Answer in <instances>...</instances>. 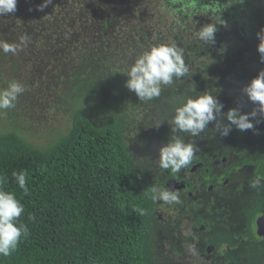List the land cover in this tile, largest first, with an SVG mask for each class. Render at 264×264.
I'll list each match as a JSON object with an SVG mask.
<instances>
[{
    "label": "trees",
    "instance_id": "1",
    "mask_svg": "<svg viewBox=\"0 0 264 264\" xmlns=\"http://www.w3.org/2000/svg\"><path fill=\"white\" fill-rule=\"evenodd\" d=\"M66 1L60 0L65 6ZM125 1L137 5V13L125 29L128 38L138 31L145 37L154 32L161 33L159 29H164L162 21L168 16L156 9L159 6L164 7L167 14L171 13L170 20H174L171 29L185 25L182 17L187 8L199 15L200 11L215 13L223 9L221 0ZM114 5L115 9L122 8L118 2ZM90 11L84 10L88 15ZM106 16L104 30H108L115 19L111 12ZM51 29L54 27L48 23L46 30ZM174 31L179 33V30ZM218 33L215 43L221 41ZM188 45L185 40V49ZM190 54L193 59L194 53ZM252 61L254 68L246 77L248 83L263 70L260 55H255ZM201 65L207 69L212 64L204 62ZM247 65L242 63V67ZM92 66L84 68L83 73L79 70L72 75L74 100L71 109L74 112L66 135L47 147H39L23 138L20 132H0V177L7 179L3 190L13 193L23 205L24 213L18 223L28 229V235L21 238L16 251L8 257L0 256V264L167 263L157 248V225L161 219L156 211L161 204L154 203L144 194L154 186L150 163L137 161L130 148L129 105L122 106L120 99L128 93L123 87L127 80L117 74L104 80L97 62ZM97 117L101 122H96ZM259 118L262 130L261 133L256 130L258 134L252 130L241 132L233 127L226 137L213 130L208 139L201 136L211 147V144L220 147V140L225 141V155L237 153L242 156L258 150L264 153V118ZM164 138L166 145L170 138ZM144 140L147 145L149 140L146 137ZM194 143L198 146L196 141ZM137 155L147 156L142 155L140 149ZM262 155L251 156L250 161L245 158L246 164L258 166V174L264 169ZM13 172H26L27 195L14 180ZM259 209L254 212L258 213ZM30 216L34 220L29 219ZM162 228L170 232L167 224ZM241 255L238 252L236 256L237 261L242 262L239 264H257L246 261Z\"/></svg>",
    "mask_w": 264,
    "mask_h": 264
},
{
    "label": "rangeland",
    "instance_id": "2",
    "mask_svg": "<svg viewBox=\"0 0 264 264\" xmlns=\"http://www.w3.org/2000/svg\"><path fill=\"white\" fill-rule=\"evenodd\" d=\"M44 2L17 0V11L13 15L0 16V41L18 43L21 35H27L31 40L15 56L5 55L0 50V91L6 89L11 81L21 83L26 89L18 97L14 108L0 110V132L17 131L36 146L51 145L60 136L66 135L72 125L74 73L81 72L87 66L93 67L92 64L97 62L104 80H109L115 74L127 80L126 73L137 57L158 44H174L181 48L189 74L174 80L172 86L162 88L161 96L147 103L140 102L136 94L128 89V93L120 98L122 106L129 105L130 148L137 161L150 163L154 177L159 170V148L165 145L164 137L171 136L167 120L172 118L175 108L186 101V96L196 97L207 91L224 105L223 113L237 107L241 99L245 100L241 110L250 112L253 105L246 102V97L241 98L240 90L250 84L246 77L250 76V70L254 68L252 58L259 56L257 33L264 28V0H221V16L227 22V27L217 24L221 41L213 45L204 44L194 35L202 26L217 21L218 16L210 11H200L199 15L187 8L182 17L185 25L171 29L170 24L174 22L172 18L170 20L171 13L167 14L165 8L159 6L156 9L168 16L162 21L161 27L164 29H159L161 33L154 32L145 37L142 31H138L128 38L125 30L127 22L137 13V5L132 1L128 4L125 0H67L65 6L60 0H52V4L39 11L38 7ZM116 2L122 8H113ZM166 2L170 3L171 0ZM89 9L92 11L88 15ZM110 12L115 19L110 28L104 30L103 22ZM48 23L54 29L47 31ZM174 30H179V33ZM185 40L189 43V50L185 49ZM192 52L195 59L190 57ZM204 62L212 65L206 69L201 65ZM242 63L248 65L242 67ZM161 120L165 121L159 129L155 128L154 123ZM254 121L256 130L261 133V124ZM96 122H101V119L97 117ZM213 128L214 124L210 123L202 133L205 139L210 137ZM180 135L185 141H196L199 152L216 147L213 144L211 147L201 135L196 138ZM144 137L149 140L147 145ZM224 147L225 141L220 140V150H224ZM139 149L142 155L145 153L147 156L137 155ZM175 216L169 211L159 220L158 253L167 260L165 264H188L184 263L183 250L177 249L182 245L183 224L174 226L171 235L162 228V225L167 224L164 218L177 221ZM191 234L185 220V235ZM189 247L185 246L187 253Z\"/></svg>",
    "mask_w": 264,
    "mask_h": 264
},
{
    "label": "clouds",
    "instance_id": "3",
    "mask_svg": "<svg viewBox=\"0 0 264 264\" xmlns=\"http://www.w3.org/2000/svg\"><path fill=\"white\" fill-rule=\"evenodd\" d=\"M176 3L177 0H172ZM52 4V0L45 2L38 7L39 11ZM17 11V0H0V16L13 15ZM223 10H217L214 15L218 16L216 22L202 26L194 35L206 45L215 43L217 24L227 27V22L222 19ZM259 44L257 51L260 55V62L264 63V28L257 33ZM31 42L30 37L21 35L18 43L0 41V50L5 55H18ZM189 74V68L184 60V52L174 44L153 45L145 50L135 60L134 64L126 73L128 79L125 87L136 94L140 102L147 103L161 96L162 88L173 85L174 80L183 78ZM26 91L24 85L17 81H11L3 91H0V110L7 111L15 107L18 97ZM241 98H247L246 102L255 105L250 112L243 113L241 108L245 100H241L238 106L223 113L224 105L216 96L205 91L196 97H188L186 101L177 106L174 115L167 122L171 127L169 142L159 148V159L157 166L163 171H169L176 175L182 169L192 164L197 152V145L194 141L185 142L180 134L196 138L204 133L209 124H214L213 132L226 137L235 127L241 132L252 130L255 134L256 124L261 121L258 117L264 118V70H261L257 77L252 79L250 84L241 90ZM225 120L227 123H225ZM165 120L157 121L154 127L159 129ZM26 172H13L12 176L23 190L28 194L26 187ZM7 179L0 177V256L8 257L17 250L22 237L28 235V229L23 223H18L24 213V207L11 192L4 191ZM249 187L257 189L261 187V180L254 177L249 182ZM150 196L155 203L158 201L164 204H179V192L150 187L144 193ZM136 211H140L136 209ZM29 219L34 220L30 216ZM187 251L192 255L196 254L195 245L190 246Z\"/></svg>",
    "mask_w": 264,
    "mask_h": 264
},
{
    "label": "flooded vegetation",
    "instance_id": "4",
    "mask_svg": "<svg viewBox=\"0 0 264 264\" xmlns=\"http://www.w3.org/2000/svg\"><path fill=\"white\" fill-rule=\"evenodd\" d=\"M224 150H197L193 164L180 173L173 175L170 170L159 168L155 177L152 174L155 187L179 192L181 201L171 205L158 201L161 206L156 215L161 219L166 212L176 214L177 221L164 218L170 232L183 224L182 245L177 249L183 250L184 263L239 264V252L246 261L264 264V169L258 174L257 165L245 163V158L250 161L251 156L256 158L264 153L258 150L242 156L225 155ZM254 177L261 180L257 189L249 187ZM259 207L260 211L254 212ZM185 220L191 236L185 235ZM192 245L195 255L185 251V246Z\"/></svg>",
    "mask_w": 264,
    "mask_h": 264
},
{
    "label": "water",
    "instance_id": "5",
    "mask_svg": "<svg viewBox=\"0 0 264 264\" xmlns=\"http://www.w3.org/2000/svg\"><path fill=\"white\" fill-rule=\"evenodd\" d=\"M263 70H264V63H263Z\"/></svg>",
    "mask_w": 264,
    "mask_h": 264
}]
</instances>
